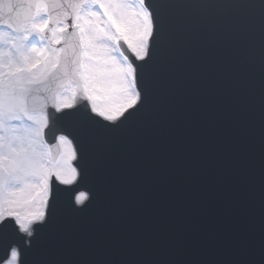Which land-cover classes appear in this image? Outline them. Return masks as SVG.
I'll return each mask as SVG.
<instances>
[{"label": "snow or ice", "instance_id": "obj_1", "mask_svg": "<svg viewBox=\"0 0 264 264\" xmlns=\"http://www.w3.org/2000/svg\"><path fill=\"white\" fill-rule=\"evenodd\" d=\"M0 254L264 264V0H0Z\"/></svg>", "mask_w": 264, "mask_h": 264}, {"label": "water", "instance_id": "obj_2", "mask_svg": "<svg viewBox=\"0 0 264 264\" xmlns=\"http://www.w3.org/2000/svg\"><path fill=\"white\" fill-rule=\"evenodd\" d=\"M46 139H48L49 143H54L55 141L52 139V133H49V135L46 137ZM2 255V254H0Z\"/></svg>", "mask_w": 264, "mask_h": 264}]
</instances>
